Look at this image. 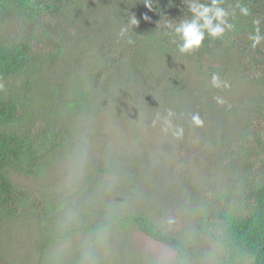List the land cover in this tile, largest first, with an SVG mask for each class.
Listing matches in <instances>:
<instances>
[{
	"label": "trees",
	"instance_id": "obj_1",
	"mask_svg": "<svg viewBox=\"0 0 264 264\" xmlns=\"http://www.w3.org/2000/svg\"><path fill=\"white\" fill-rule=\"evenodd\" d=\"M201 2L210 3V0ZM152 3V10H149L144 0H0V25L13 21L23 23L21 34L7 35L4 39L0 36V232L5 224L32 213L42 219L36 195L14 182L11 175L13 171L24 176L39 174L67 140L68 126H56L55 121L49 122L45 117L46 110L57 102V69L58 73L60 68L68 73L62 61L66 48L62 33L68 31V25L65 22L61 30L59 23L71 15L78 17L75 36L94 34L103 40L102 53L96 55L87 69L89 77L86 82H80V91H74L70 109L83 105L76 116L91 108L90 94L101 88V76L109 69L121 66L123 69L127 64L138 67L150 62L152 55L158 56L161 62L165 60L166 65L175 60L184 65L158 78L157 75H144L134 87L142 95L158 89L178 95L183 86L177 79L183 78V69L188 65L206 76L211 85L212 75L216 74L222 84L233 87L238 83L257 91L243 99L248 104L247 109L235 116V153L231 152V161L226 155L216 160L217 166L222 168L235 159L242 163V168L232 165L235 171L228 189L216 192L210 200L201 194L197 197L201 203L193 209L188 207L184 213L189 215L187 221L194 230L208 235L219 245V264H264V41L253 49L249 39L254 19L260 20V35L264 37V0H224L222 6L235 30L226 28L223 38L212 39L206 35L201 48L191 54L178 51L179 41L174 42L172 30L167 27L169 22L175 24L190 18L186 0H152ZM241 5L249 8V16L240 14ZM130 14L136 15L138 25L129 24ZM145 14L151 19L145 21ZM84 21L92 22L90 29H80L79 23ZM168 102L173 105L176 100ZM36 105L40 106L42 118ZM58 142L60 147H57ZM179 144L187 146L189 143L181 141ZM196 152L200 156L202 150ZM109 166L103 167L105 173L120 174L122 168L115 162ZM92 183V179H87L80 195L70 200H75L74 207L81 208ZM142 192L140 187L126 188V193L134 197L143 198ZM153 194L154 190L148 198ZM54 211L51 209L50 214ZM47 216L45 213L44 217ZM92 216V221H80L82 234L78 237L86 233L137 229L149 239L173 248L175 264H187L185 241L161 220L154 219L149 206L135 209L120 206L108 211L95 209ZM209 226L215 232L209 231ZM64 236L56 232L48 236L43 242V252L55 241L64 240Z\"/></svg>",
	"mask_w": 264,
	"mask_h": 264
},
{
	"label": "rangeland",
	"instance_id": "obj_2",
	"mask_svg": "<svg viewBox=\"0 0 264 264\" xmlns=\"http://www.w3.org/2000/svg\"><path fill=\"white\" fill-rule=\"evenodd\" d=\"M77 19L70 15L59 23L61 30L65 22L68 25V31L62 33L66 47L62 61L68 73L61 68L58 73L57 69V102L46 110L45 117L49 122L55 121L56 126H68L67 140L39 174L24 176L12 172L14 182L36 195L42 219L32 213L4 225L0 232V264H175L173 248L149 239L137 229L78 237L82 234L80 221H92L95 209L108 211L120 206H149L154 219L161 220L185 241L187 264H219V245L194 230L184 212L201 203L197 199L201 194L210 200L216 192L228 189L229 180L234 177L232 165L242 168L235 159L222 168L216 160L226 155L231 161V152L235 153V116L247 109L243 99L257 91L238 83L233 87L221 83V91H217L206 76L188 65L183 69V78L177 79L183 93L171 95L158 89L142 95L134 87L144 75L158 78L184 65L178 60L166 65L165 60L161 62L152 55L150 62L138 67L127 64L123 69H109L101 76V88L90 94L91 108L76 116L83 105L70 109L74 91H80V82L89 77L88 67L103 51V40L97 35L73 34ZM91 23L80 22V29H90ZM22 25L16 21L0 25V36L4 39L19 35ZM172 99L176 102L169 105ZM166 104L169 107L163 106ZM36 106L42 118L40 106ZM169 111L173 113L171 117ZM196 114L202 125L193 124L189 115ZM165 117L172 124L167 132ZM178 125L183 126L180 139L172 134ZM181 141L189 144L180 145ZM197 149L202 150L200 156ZM111 162L122 168L120 174L104 172L103 167H111ZM87 179H92V187L81 208H76L72 204L75 200H70L80 195ZM125 187H140L143 198L129 195ZM152 190L154 194L149 199ZM51 209L55 210L52 214ZM45 213L49 216L44 217ZM207 229L215 232L212 226ZM55 232L60 237L65 234L64 240L55 241L43 252V242Z\"/></svg>",
	"mask_w": 264,
	"mask_h": 264
},
{
	"label": "clouds",
	"instance_id": "obj_3",
	"mask_svg": "<svg viewBox=\"0 0 264 264\" xmlns=\"http://www.w3.org/2000/svg\"><path fill=\"white\" fill-rule=\"evenodd\" d=\"M186 2L187 11L191 14L190 18L182 19L175 24L172 22L167 24V27L172 30V34L175 37L174 42H176V40L179 41V43H177V49L181 54H191L200 49L206 35L212 39L223 38L226 28L229 30H235V25L228 22V12L222 6L224 0H210V3L201 2V0H186ZM144 5L149 10H152V0H144ZM239 9L241 15L245 17L250 15L248 7L241 5L239 6ZM143 19L148 21L151 18L145 14ZM214 20L216 21L215 24L213 23ZM129 24L133 26L139 24V20L135 14H130ZM252 24L253 33L250 34L249 39L251 41V47L255 49L262 41H264V37L260 35V20L254 19ZM129 43H132L130 39ZM212 85L217 88L221 86L219 76L216 74L212 75ZM219 102L223 103V101ZM172 115L173 113L169 111L168 117H171ZM168 117L164 118V131L166 132L172 128L171 121ZM192 122L197 126L202 125L203 123L198 114L192 116ZM172 134L177 139L182 138L183 128H176Z\"/></svg>",
	"mask_w": 264,
	"mask_h": 264
}]
</instances>
